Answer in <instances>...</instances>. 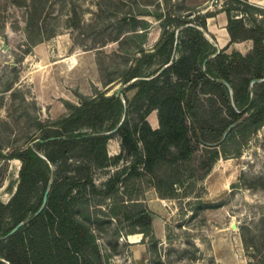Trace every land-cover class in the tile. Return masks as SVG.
<instances>
[{"label": "rangeland", "instance_id": "1", "mask_svg": "<svg viewBox=\"0 0 264 264\" xmlns=\"http://www.w3.org/2000/svg\"><path fill=\"white\" fill-rule=\"evenodd\" d=\"M222 4L46 0L31 41L25 8L0 0V201H7L8 185L14 188L18 179L20 161L3 157L14 146L32 143L44 127H58V119L98 91L110 94L121 84L120 95L131 99L137 88H128L123 73L143 51L154 49L166 14L193 17L217 11L206 17L203 35L214 45L215 34L222 42L225 19L217 14ZM256 4L264 7V1ZM251 43H233L227 51L246 52ZM160 61L156 55L140 73L156 75ZM199 107L211 120L218 115L205 99ZM151 111L157 117V109ZM126 118L137 121L135 104ZM151 126H159L158 118ZM237 137L229 139L228 153H220L208 168L201 166L205 158L198 145L190 159L178 162L180 182L164 197L151 174L113 135L108 153L122 150V157L92 169L94 187L75 210L96 236L101 264H264V123ZM242 236L252 246L246 247Z\"/></svg>", "mask_w": 264, "mask_h": 264}, {"label": "trees", "instance_id": "2", "mask_svg": "<svg viewBox=\"0 0 264 264\" xmlns=\"http://www.w3.org/2000/svg\"><path fill=\"white\" fill-rule=\"evenodd\" d=\"M9 1L25 8V30L35 41L32 28L46 0ZM218 11L226 14L225 46L217 48L203 35L206 17L217 11L193 17L168 13L161 19L154 49L143 51L123 73L124 82L139 77L128 85L137 88L131 99L103 91L84 97L57 120L58 127L43 128L42 141L14 146L3 156L20 165L14 188L8 185L9 198L0 201V264H101L95 234L75 214L76 205L94 187L92 169L117 161L123 150L151 174L160 195L170 196L180 182L178 162L190 159L198 145L205 158L201 166L208 168L220 153H228L229 139L239 140L237 136L264 123V80L251 83L264 78V7L249 0H223ZM243 40L252 41L246 52L227 51L229 44ZM156 55L160 66H166L145 77L140 70ZM201 99L218 112L214 120L200 109ZM134 104L138 119L130 123L126 114ZM148 113L150 123L155 125L158 118L159 126H151ZM113 135L119 136L122 150L110 155L107 144ZM49 180L45 206L35 214ZM20 220L24 223L15 232L2 237ZM242 238L246 247L252 246Z\"/></svg>", "mask_w": 264, "mask_h": 264}, {"label": "water", "instance_id": "3", "mask_svg": "<svg viewBox=\"0 0 264 264\" xmlns=\"http://www.w3.org/2000/svg\"><path fill=\"white\" fill-rule=\"evenodd\" d=\"M204 31H205V30H204ZM4 46H5V45H4ZM164 66H166V64L162 65V67L159 69V71H160ZM134 79H135V77L129 79L127 82L130 83V82H132V80H134ZM261 79L264 80V78H253V79L251 80V83H252L253 81L261 80ZM123 86H124V85L118 84L117 87H116L115 94H119V95H120ZM250 87H251V91H252V84L250 85ZM251 97H252V94H251ZM251 97H250V99H251ZM123 102H124V105L126 106V102H125L124 99H123ZM236 122H237V121H233L230 125H228V127L226 128V130L223 132V134H222L220 140H222V139L225 137V135L227 134V132H228V130L230 129V127L233 126V125H235ZM117 126H118V125H117ZM116 128H117V127H115L114 129H112L111 131H114ZM54 137H56V136H50L49 138H54ZM35 140L42 141L43 139L40 138V137H37ZM50 182H51V180H49V183H50ZM48 190H49V187H47V188L45 189L44 194H43V198H42V202H41L39 208L36 210L35 214H37V213H38L40 210H42V208L45 206V203H46V200H47V193H48ZM23 223H24L23 220L18 221V222H17V223L11 228V229H9V230H8V231H7L2 237H6V236L12 234V233L15 232V231L18 229V227H20ZM197 264H202V263H201V262H198Z\"/></svg>", "mask_w": 264, "mask_h": 264}, {"label": "crops", "instance_id": "4", "mask_svg": "<svg viewBox=\"0 0 264 264\" xmlns=\"http://www.w3.org/2000/svg\"><path fill=\"white\" fill-rule=\"evenodd\" d=\"M251 2H262V1H264V0H250ZM217 14H222V18H224L225 19V25H226V14H225V12L224 11H219ZM211 17H213V16H211ZM208 28V30L209 31H211L212 32V30L209 28V27H207ZM224 28H225V32H224V35H223V41L222 42H220L219 41V37L215 34V37H216V40H217V44H216V47L217 48H220V47H223V46H225L227 43H228V40H229V35H228V32H227V30H226V27L224 26ZM244 41V40H243ZM239 42H241V41H239ZM235 43H237V42H234V44ZM233 44V43H232ZM229 46H231V44H229ZM228 46V47H229Z\"/></svg>", "mask_w": 264, "mask_h": 264}, {"label": "bare ground", "instance_id": "5", "mask_svg": "<svg viewBox=\"0 0 264 264\" xmlns=\"http://www.w3.org/2000/svg\"><path fill=\"white\" fill-rule=\"evenodd\" d=\"M13 160L17 161V159H13Z\"/></svg>", "mask_w": 264, "mask_h": 264}]
</instances>
